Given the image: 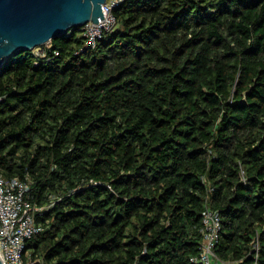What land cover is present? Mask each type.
Listing matches in <instances>:
<instances>
[{"label": "trees", "instance_id": "16d2710c", "mask_svg": "<svg viewBox=\"0 0 264 264\" xmlns=\"http://www.w3.org/2000/svg\"><path fill=\"white\" fill-rule=\"evenodd\" d=\"M0 67V174L30 182L25 264H264V0H125Z\"/></svg>", "mask_w": 264, "mask_h": 264}, {"label": "built area", "instance_id": "2783aa9c", "mask_svg": "<svg viewBox=\"0 0 264 264\" xmlns=\"http://www.w3.org/2000/svg\"><path fill=\"white\" fill-rule=\"evenodd\" d=\"M125 0H107L104 17L98 22L86 23L82 30L87 45L95 46L103 31L116 25L113 9ZM30 182L17 176L6 178L0 174V256L3 264H25L26 242L42 230L36 223V206L29 196ZM222 227L221 214L205 205L202 211V242L199 254L192 260L200 264H230L221 259L215 247Z\"/></svg>", "mask_w": 264, "mask_h": 264}, {"label": "water", "instance_id": "95a60500", "mask_svg": "<svg viewBox=\"0 0 264 264\" xmlns=\"http://www.w3.org/2000/svg\"><path fill=\"white\" fill-rule=\"evenodd\" d=\"M106 1L0 0V67L20 51L42 48L72 29L98 22Z\"/></svg>", "mask_w": 264, "mask_h": 264}, {"label": "rangeland", "instance_id": "374dc122", "mask_svg": "<svg viewBox=\"0 0 264 264\" xmlns=\"http://www.w3.org/2000/svg\"><path fill=\"white\" fill-rule=\"evenodd\" d=\"M49 43H50V42H49ZM49 43H48V44H49ZM38 49H39V48H37L36 50H38Z\"/></svg>", "mask_w": 264, "mask_h": 264}, {"label": "crops", "instance_id": "0c3cea01", "mask_svg": "<svg viewBox=\"0 0 264 264\" xmlns=\"http://www.w3.org/2000/svg\"><path fill=\"white\" fill-rule=\"evenodd\" d=\"M230 264H232V263H230Z\"/></svg>", "mask_w": 264, "mask_h": 264}]
</instances>
